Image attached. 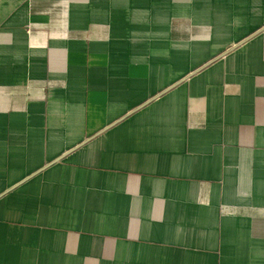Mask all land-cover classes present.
Here are the masks:
<instances>
[{
    "label": "crops",
    "instance_id": "0c3cea01",
    "mask_svg": "<svg viewBox=\"0 0 264 264\" xmlns=\"http://www.w3.org/2000/svg\"><path fill=\"white\" fill-rule=\"evenodd\" d=\"M0 264H264V0H0Z\"/></svg>",
    "mask_w": 264,
    "mask_h": 264
}]
</instances>
